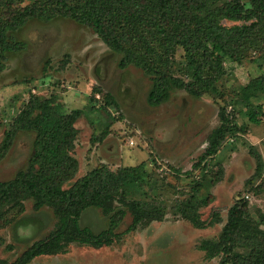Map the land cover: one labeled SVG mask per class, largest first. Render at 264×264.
<instances>
[{
  "label": "rangeland",
  "instance_id": "rangeland-1",
  "mask_svg": "<svg viewBox=\"0 0 264 264\" xmlns=\"http://www.w3.org/2000/svg\"><path fill=\"white\" fill-rule=\"evenodd\" d=\"M33 1L23 0V5ZM242 1L253 11L248 0ZM10 34L26 47L7 54V67L0 74V145L31 95L52 97L63 114L82 111L75 122L78 133L73 155L78 170L74 178L99 165L115 170L120 165L144 163L153 176L157 198L166 206L164 220L125 233L111 245L70 243L63 251L37 256L28 264H221L223 255L208 258L199 244L217 238L229 207L241 197L249 202L253 218L257 219L258 211L264 213V29L240 62L222 63L217 92L194 97L174 89L157 106L147 100L150 77L134 65L120 68L121 54L111 53L84 24L67 17L47 22L32 18ZM171 59L172 72L188 79L181 47L172 48ZM98 85L115 104L93 92ZM248 101L261 104V109L256 108L259 124L247 119ZM221 110L231 123L222 120ZM105 129L109 133L98 141ZM33 138L30 132L13 137L0 159V181L26 167ZM211 139L219 140L217 152L192 171ZM251 145L263 160L259 175L254 174ZM182 199L196 203L202 219L217 210L222 221L202 229L194 227L174 209ZM25 207L23 220L0 228V258L14 260L54 227L56 219L48 208L33 211L31 199ZM130 222L127 214L116 231H124ZM80 224L99 232L107 227L108 217L91 207L82 212Z\"/></svg>",
  "mask_w": 264,
  "mask_h": 264
},
{
  "label": "trees",
  "instance_id": "trees-1",
  "mask_svg": "<svg viewBox=\"0 0 264 264\" xmlns=\"http://www.w3.org/2000/svg\"><path fill=\"white\" fill-rule=\"evenodd\" d=\"M248 3L253 11L242 0H34L24 5L23 0H0V74L7 67V54L26 47L11 32L32 18L47 22L67 17L90 27L111 53L121 54L120 68L134 65L150 77V105L168 100L174 89L201 97L217 92L225 60L240 62L261 39L264 0ZM225 20L232 24H225ZM174 46L183 50L188 79L172 72ZM261 81L264 83V75ZM246 87L249 89L251 83ZM93 92L107 97L106 103L115 104L101 86H94ZM245 108L248 121L259 124L256 108L261 109V104L248 101ZM81 112L72 109L63 114L52 97L31 95L5 131L0 159L18 132L33 133L34 138L26 167L17 170L13 178L0 181V228L23 220L25 202L30 199L33 211L48 208L56 221L45 237L33 240L12 261L0 258V264H28L37 256L58 253L75 242L108 246L125 233L164 220L166 206L157 198L153 176L144 163L120 165L115 170L99 165L74 178L78 170L73 155L78 133L75 122ZM220 112L222 120L231 123L224 110ZM108 133L105 129L97 140ZM218 144V139L210 140L192 171L217 152ZM250 153L256 161L254 174L259 175L263 168L261 155L253 145ZM248 204L246 199L238 198L229 207L217 238L200 242L199 248L208 258L223 255L221 264H264V213L258 211L257 219L253 218ZM91 207L108 217L104 230L95 232L80 224L82 212ZM174 209L196 228L222 221L217 210L202 219L191 199L177 200ZM127 214L131 222L124 231H116Z\"/></svg>",
  "mask_w": 264,
  "mask_h": 264
}]
</instances>
